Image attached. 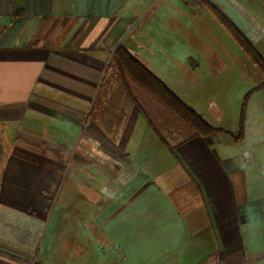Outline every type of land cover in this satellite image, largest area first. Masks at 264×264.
I'll list each match as a JSON object with an SVG mask.
<instances>
[{"label": "crops", "instance_id": "obj_1", "mask_svg": "<svg viewBox=\"0 0 264 264\" xmlns=\"http://www.w3.org/2000/svg\"><path fill=\"white\" fill-rule=\"evenodd\" d=\"M188 1L0 0V264H264V115L235 139L152 50ZM135 60L221 131L195 134Z\"/></svg>", "mask_w": 264, "mask_h": 264}, {"label": "rangeland", "instance_id": "obj_2", "mask_svg": "<svg viewBox=\"0 0 264 264\" xmlns=\"http://www.w3.org/2000/svg\"><path fill=\"white\" fill-rule=\"evenodd\" d=\"M207 1L210 4L189 0L184 5L187 15L172 11L166 20H159L152 50L165 65L171 62L168 55H176L192 72L190 76L165 72V83L182 87L180 95L199 106L202 113L209 102H215L224 126L239 130L245 119L264 115V88H259L264 75L254 60L257 55L241 45L233 30H238L264 61V0ZM246 7L254 9L259 21H253ZM92 159L99 162L96 154Z\"/></svg>", "mask_w": 264, "mask_h": 264}, {"label": "trees", "instance_id": "obj_3", "mask_svg": "<svg viewBox=\"0 0 264 264\" xmlns=\"http://www.w3.org/2000/svg\"><path fill=\"white\" fill-rule=\"evenodd\" d=\"M200 1L208 2L207 0ZM222 18L225 20L224 16H222ZM233 33L238 37L241 45L246 50H248V52L257 55L256 57H254V60L259 66L262 74L264 75L263 59L258 55L257 51L249 45V43L245 38H243L238 30L234 29ZM137 66L141 70V73L133 74L131 75V77L141 87L151 92L154 97H156L169 110H171L176 116H178L183 122H185V124H187L191 128V130L195 132V134H198L205 138L206 141H209L214 134L221 131L219 128L209 124L193 108L186 106L172 91H170L166 87V85L160 79L149 73L140 63L137 62ZM259 88H264V82L259 86ZM242 129L243 128L241 122V128L234 134L235 139H240V137L242 136Z\"/></svg>", "mask_w": 264, "mask_h": 264}]
</instances>
